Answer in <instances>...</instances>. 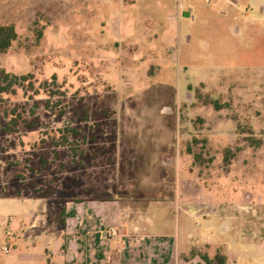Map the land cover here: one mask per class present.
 Returning a JSON list of instances; mask_svg holds the SVG:
<instances>
[{
    "label": "rangeland",
    "instance_id": "rangeland-1",
    "mask_svg": "<svg viewBox=\"0 0 264 264\" xmlns=\"http://www.w3.org/2000/svg\"><path fill=\"white\" fill-rule=\"evenodd\" d=\"M235 1L0 0V68L39 89L3 99L39 119L0 117V264L26 253L5 236L24 213L43 230L113 193L190 230L174 264H264V0Z\"/></svg>",
    "mask_w": 264,
    "mask_h": 264
},
{
    "label": "crops",
    "instance_id": "crops-1",
    "mask_svg": "<svg viewBox=\"0 0 264 264\" xmlns=\"http://www.w3.org/2000/svg\"><path fill=\"white\" fill-rule=\"evenodd\" d=\"M125 199L119 193L63 199L59 223L43 230L24 213L26 223H12L5 236L26 253L15 254L9 264H174L187 254L190 230H168L161 215L167 209L157 210L161 218L155 221L149 216L155 210L145 206L137 214L132 207L141 203L131 199L126 205ZM111 227L117 236L107 235Z\"/></svg>",
    "mask_w": 264,
    "mask_h": 264
},
{
    "label": "trees",
    "instance_id": "trees-1",
    "mask_svg": "<svg viewBox=\"0 0 264 264\" xmlns=\"http://www.w3.org/2000/svg\"><path fill=\"white\" fill-rule=\"evenodd\" d=\"M16 37L17 33L12 25H0V53L5 52L10 46L11 42L16 39ZM52 78L55 80L54 75ZM35 80L34 74L31 72L15 74L0 68V117L6 119L5 129L7 131H14L20 126H24L25 128L29 129L36 128L37 124L35 122H38L39 118L37 115L38 104L35 99L33 100V103L30 105V107H23L27 103H24L23 105L17 102L8 104L3 100L4 95H16L19 90L23 95H26L27 98L33 99L32 91H39L38 88H34ZM53 94L54 93L51 89V91H49V96H52ZM2 103L7 104L2 105ZM48 105H52L50 101H48ZM51 110L53 111L54 109ZM60 112H62V109ZM70 130L75 132L74 128H71ZM68 141L69 140L64 137V141L60 144H66ZM69 143L70 145L72 144L71 141H69ZM91 149V154L95 155L98 153L96 152L98 151L96 147H92ZM76 151L77 149L72 148V152L75 153V155ZM201 259L202 263L197 264H226V256L219 251L215 252L213 256L203 254Z\"/></svg>",
    "mask_w": 264,
    "mask_h": 264
},
{
    "label": "built area",
    "instance_id": "built-area-1",
    "mask_svg": "<svg viewBox=\"0 0 264 264\" xmlns=\"http://www.w3.org/2000/svg\"><path fill=\"white\" fill-rule=\"evenodd\" d=\"M106 233H107V235L112 236V237H115L119 234L118 230L115 227H111V228L107 229ZM4 251L7 252L8 249L4 248Z\"/></svg>",
    "mask_w": 264,
    "mask_h": 264
},
{
    "label": "water",
    "instance_id": "water-1",
    "mask_svg": "<svg viewBox=\"0 0 264 264\" xmlns=\"http://www.w3.org/2000/svg\"><path fill=\"white\" fill-rule=\"evenodd\" d=\"M183 14L189 16V13L188 12H184Z\"/></svg>",
    "mask_w": 264,
    "mask_h": 264
}]
</instances>
